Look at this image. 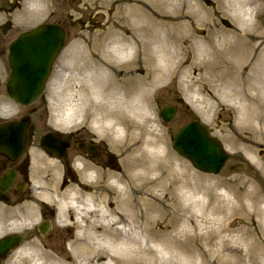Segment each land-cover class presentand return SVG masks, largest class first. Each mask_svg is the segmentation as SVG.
<instances>
[{
    "label": "rangeland",
    "instance_id": "374dc122",
    "mask_svg": "<svg viewBox=\"0 0 264 264\" xmlns=\"http://www.w3.org/2000/svg\"><path fill=\"white\" fill-rule=\"evenodd\" d=\"M112 1L114 0H40V3L33 6L27 3L28 0H19L17 5L11 1L9 5L13 6L6 7V11L10 12H0V25L10 28L0 34V121L16 120L26 110L14 105L5 94L9 74L6 63L8 45L21 32L43 22H56L65 27L67 40L53 64L43 99L32 107L40 108L38 114L31 118L33 128L43 129L40 132L56 130L68 134L79 133L83 142L97 147V161L94 164L101 169L118 173L121 158L114 149L123 136L107 133L109 120L101 119L97 104L87 102L78 93L82 90L79 85V68L105 52L120 51L123 39L132 42V38H135L134 27L128 22L130 6L135 3H132L133 0L127 4ZM251 2L254 3L250 5ZM137 5L143 10V25L146 30L144 41L149 55L155 57L154 53L157 51H165L161 55L169 57L177 55L169 64L160 58L162 74L166 70L177 74L163 79L160 86L152 90V110L147 115L150 122L143 123L144 127L161 138L178 163L184 164L191 176L199 178L198 182L202 187L212 185L220 179L242 177L247 182L246 190H256L264 196V175L254 166V161L262 156L264 163V148L259 142L254 108L249 107L246 111L240 109L237 101L225 95L227 77L220 81L227 71L242 72L253 66L254 71L264 69V0H142ZM159 23L163 25L159 26ZM167 32L179 38L180 45L166 41ZM207 33L211 37V46L202 40ZM183 60L186 63L180 65ZM132 61L136 67L137 61ZM254 80L253 76L251 82ZM168 105L175 107L177 114L171 123L164 124L158 114ZM133 121L132 124L142 125L140 118ZM192 121L205 125L211 137L218 140L228 155L224 167L217 175L196 171L171 147V140L177 130ZM231 139L236 141L234 147ZM244 145L250 152L244 151ZM31 153L33 149L30 151L27 193L21 197V201L27 199L26 202L15 204L18 197L11 194L6 195L5 202H0L2 208L13 214L18 206L28 203L33 207L39 205L34 204L35 191L32 184L34 179L44 176V173L39 172L40 167L47 169L48 165L42 157H32ZM33 163L36 165L33 166ZM57 165L61 169L59 181L65 184L77 182L79 177L75 168H70V174L66 167ZM229 185L233 188H219L212 197L203 190L188 191L178 188L177 216L171 222L168 217L163 216L160 226L168 225V228L161 231L160 228L153 227L150 230L151 240L144 243L142 239L140 245L154 252L158 264H182L187 260L198 264L202 254L200 247L206 244L216 245L224 239L231 248L241 251V264H250L244 253L249 250L250 254H256L257 251L256 243L254 239L251 241L249 233L259 241H264V216L255 218V223L245 215L244 217L238 210L236 201L237 197L241 198V191L235 184ZM244 205L247 208L250 206L246 202ZM112 207L110 204L109 208ZM37 209L39 213L32 225L18 226V222L16 228L10 227L0 234V239L16 234L24 237L23 243L1 264H18V251L27 248L30 243L44 247L45 251L55 257L68 256L66 249L75 233L73 227H57L54 208L43 204ZM156 216L152 215V219L155 220ZM43 222L49 223L50 229L42 236L38 226ZM11 223L9 221L8 224ZM130 233L132 237H136L140 230H132ZM162 249L165 251L160 255ZM142 257V264L149 263L152 258L151 255Z\"/></svg>",
    "mask_w": 264,
    "mask_h": 264
},
{
    "label": "bare ground",
    "instance_id": "6f19581e",
    "mask_svg": "<svg viewBox=\"0 0 264 264\" xmlns=\"http://www.w3.org/2000/svg\"><path fill=\"white\" fill-rule=\"evenodd\" d=\"M112 2L127 4L132 0ZM141 2L142 0H133L132 3L135 4L130 6L128 22L132 23L136 33L132 42L120 40V51L105 52L79 68V85L82 90L78 93L87 102L97 104L101 119L109 120L107 133L123 136L114 149L121 158L120 170L118 173L103 171L82 163L81 167L75 166L79 177L77 182L65 184L59 181L61 169L57 162L44 157L48 168L40 167L39 172L44 173V176L34 179L32 184L35 191L34 204H39L38 207L24 204L13 210V214L0 206V234L10 227L16 228L18 222V226L32 225L39 213L37 208L43 204L55 209L57 227L67 229L72 226L75 233L67 244L68 256L55 257L45 251L44 247L30 243L27 248L18 251V264H142V255L152 256L147 264H158L154 252L143 248L140 243L142 239L144 243L151 240L150 230L153 227L160 228L161 231L168 228V225L160 226L163 216L168 217L170 222L177 216L178 188L188 191L203 190L212 197L219 188L230 190L233 187L229 184L233 183L242 194L240 199L236 198L240 213L254 223L255 218L264 216V196L256 190H246L247 182L242 177L220 179L212 185L202 187L198 182L199 178L191 176L186 166L178 163L161 138L144 127L143 123L150 122L147 115L152 110V90L159 87L163 79L177 74L168 70L162 74L161 59L169 64L177 55L169 57L161 55L165 51H157L154 53L157 60L146 51L143 10L137 5ZM27 3L34 6L40 0H28ZM252 3L254 2L250 5ZM178 20L179 18L175 21ZM158 25L162 26L163 23ZM165 39L173 41L177 46L181 43L179 38L168 32ZM202 40L211 46L209 33ZM132 60L137 61L136 67ZM185 63L184 60L180 61V65ZM254 69L253 66L242 72L227 71L220 81L227 77L225 95L237 101L240 109L246 111L249 107L254 108L259 142L264 148V69ZM253 76L254 83L251 82ZM139 118L142 119V125L131 123ZM108 136L110 137L109 134ZM231 141L234 147L236 141ZM243 149L250 152L246 145ZM262 160L263 156L254 161V166L264 175ZM245 202L250 204L249 209L244 205ZM110 204L113 205L112 208H109ZM154 214L157 215L155 220L152 219ZM9 221L12 223L8 224ZM132 230H140V233L132 237ZM249 235L251 241L254 239L256 243L257 253L250 254L247 250L245 257L250 264H264V241H259L251 233ZM163 250L165 251L160 250V255ZM199 251L202 254L198 264L242 263L241 251L231 248L224 239L216 245L206 244ZM182 264L197 263L187 260Z\"/></svg>",
    "mask_w": 264,
    "mask_h": 264
},
{
    "label": "water",
    "instance_id": "95a60500",
    "mask_svg": "<svg viewBox=\"0 0 264 264\" xmlns=\"http://www.w3.org/2000/svg\"><path fill=\"white\" fill-rule=\"evenodd\" d=\"M64 42V32L55 26H43L21 35L9 47V66L12 70L7 85L9 97L21 105L32 103L42 91L51 71V65L59 54ZM175 115L171 107L164 108L160 117L170 122ZM28 121L19 124L0 126V154L15 160L24 146ZM46 144L52 143L50 140ZM58 148H60L58 146ZM173 149L192 166L201 172L217 174L222 168L226 155L215 139L208 136L207 130L194 122L184 126L173 140ZM13 181L10 173L0 180V191L4 193ZM46 233L47 225L40 227ZM22 241L20 236L0 240V260Z\"/></svg>",
    "mask_w": 264,
    "mask_h": 264
},
{
    "label": "flooded vegetation",
    "instance_id": "af4514ba",
    "mask_svg": "<svg viewBox=\"0 0 264 264\" xmlns=\"http://www.w3.org/2000/svg\"><path fill=\"white\" fill-rule=\"evenodd\" d=\"M4 3H5L4 0H0V5ZM9 29L10 28L8 27L7 31ZM1 33H4L3 28L1 29L0 34ZM39 109L40 108L29 109L28 113H32L31 116H33L36 113L38 114ZM38 128L32 127V129L28 133L26 150L18 160H16L13 163H10L6 159L0 157V177H2L4 173L8 170L13 171L15 173L13 186L10 188L8 194L18 195L20 192L24 193L26 191V185H24L25 183L22 184V191H19L17 189V186H19L17 184H19V182L22 181L26 182V177L28 174V164L30 161V157H29L30 151L33 148L36 149L39 148L38 143L40 138L52 132V131L40 132L43 129L41 128L38 129ZM39 132L41 134H38ZM55 134L59 139L65 141L68 144V148L63 152L62 156L59 158L60 163L70 166L77 160L82 159L83 157L86 158L88 161L89 160H92L93 162L97 161L96 160V157L98 155L97 148L96 147L93 148L94 151L92 155L90 156L87 155V151L90 146L87 145L86 142H83L81 138H79L80 134H68V135H62V134L60 135L57 133Z\"/></svg>",
    "mask_w": 264,
    "mask_h": 264
}]
</instances>
